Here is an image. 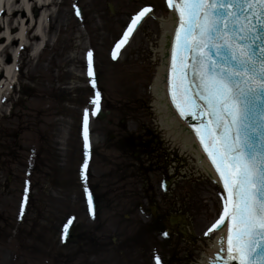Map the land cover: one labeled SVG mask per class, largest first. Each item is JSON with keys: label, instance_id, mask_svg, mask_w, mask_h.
<instances>
[{"label": "rangeland", "instance_id": "374dc122", "mask_svg": "<svg viewBox=\"0 0 264 264\" xmlns=\"http://www.w3.org/2000/svg\"><path fill=\"white\" fill-rule=\"evenodd\" d=\"M44 1L47 6L36 5L30 11L31 20L25 13L16 16L21 20L19 31L17 28L14 32L9 30L15 28L16 18L8 23L4 16L6 24L0 26V36L5 35L8 28L9 35L16 36L21 24L25 28L32 27L31 36L40 19H44L41 23L43 40L29 41L24 52L15 46L16 43L7 50L8 58L15 56V61H7L12 79L7 81L8 87L1 89L0 264H129L131 258L121 257L113 245L135 234L136 227L148 221L145 212L146 217H140L137 207L144 203L143 191L149 189L160 211L175 212L181 205L182 213L190 222L188 228L184 227L187 236L170 235L168 242L176 245V253L168 262L203 264L211 254L216 236H205L202 232L220 211L222 191L198 169L192 155L182 153L180 146L172 142L160 125V113L152 95L162 59L163 24L171 11L162 0H121L120 3L119 0H99V6L93 11L88 9L85 18H79L72 14L73 0ZM33 2L29 0V6ZM143 6H150L153 12L120 53V58L113 60L110 56L113 44L129 17ZM4 46V42L0 43V49ZM89 51L93 53V68L98 77L95 89L86 77ZM97 92L100 93L98 105L105 119L100 121L94 117L91 121L93 159L88 181L103 197L93 218L88 215L85 184L80 177L77 179L76 173L81 160L78 119L83 107L89 111L95 109L90 101ZM67 94L70 97L65 100ZM71 100H75V104ZM120 119L129 123L119 128ZM74 121L76 141L70 131ZM142 129L156 136L167 155L164 160L165 171L170 177L167 191L161 189L162 178L155 174H149L147 182L130 180L128 175L134 171V161L120 156L111 147L127 134L138 136ZM61 138H64L62 143ZM55 140L62 147L59 148L61 153L67 154L74 145L79 162L74 165L69 155L65 156L59 176L52 172L51 177L40 179L37 175L39 149L48 142L55 144ZM32 155L36 157L34 163ZM71 168L73 178L67 175ZM27 171L32 172V176ZM119 172L127 177L123 183H117ZM26 181L28 199L21 217ZM122 197L130 200L127 209L121 207ZM69 219L73 223L72 233L80 230L95 237L100 248L97 254H79L75 239L60 242V234ZM12 226L17 228L14 235ZM190 232L189 243L186 238ZM155 237L163 241L159 234ZM149 251L138 250L143 264H152ZM164 252L160 264L168 259L167 249ZM61 255L65 258L60 259Z\"/></svg>", "mask_w": 264, "mask_h": 264}, {"label": "snow or ice", "instance_id": "6c2138e0", "mask_svg": "<svg viewBox=\"0 0 264 264\" xmlns=\"http://www.w3.org/2000/svg\"><path fill=\"white\" fill-rule=\"evenodd\" d=\"M166 4L175 25L168 38L170 105L192 130L223 188L218 219L204 235L227 231L219 237V250L210 264H264V0H166ZM152 12L146 6L131 17L112 50L113 60ZM76 14L80 16L79 9ZM87 55L92 78L93 53ZM99 97L97 92L90 101L97 105L92 116L99 110ZM82 135L80 177L94 218L87 187L91 147L87 108ZM24 191L21 217L27 181ZM156 260L160 264V258Z\"/></svg>", "mask_w": 264, "mask_h": 264}, {"label": "flooded vegetation", "instance_id": "af4514ba", "mask_svg": "<svg viewBox=\"0 0 264 264\" xmlns=\"http://www.w3.org/2000/svg\"><path fill=\"white\" fill-rule=\"evenodd\" d=\"M85 12L84 15L85 16ZM129 122H126L124 119L119 120V128H124L125 124ZM75 123H73V127L70 129L71 136L74 137V141H76V133H75ZM116 148L118 151H120V156H128L131 160H133L135 166H131L134 168V171L129 172L128 178L131 179H139L147 182L148 175L149 174H155V176H159L162 178L160 186L161 189L165 188V190L168 188V183L166 184V181H169L170 178H168V174L165 171V158L166 153L163 151V148L159 145V142L156 141L153 134L149 131L140 130L138 136H133L131 134H127L123 136V138H119L117 141H115L114 145H112V148ZM129 148V149H128ZM67 156L69 155L68 159L71 160L74 165L75 162H78L77 158V149L74 145H71L70 148L67 150ZM80 155V153H79ZM163 164V165H162ZM61 169H63L64 164H61ZM145 166V168H143ZM61 169H54V174L58 173V176L60 174ZM52 169L47 172L46 176L51 177ZM132 173V174H131ZM73 168L70 170H67V175L73 178ZM126 174H128L126 172ZM52 175V176H53ZM124 173L119 172L116 177H118L117 183H123L125 181ZM60 179V177H59ZM56 183V182H54ZM74 183H72V186ZM122 185V184H121ZM71 186V187H72ZM151 189L143 191V200L144 203L140 204L137 208L140 212V217L144 218L146 217L144 215H147L148 221L143 222V224H139V226L135 229V234H132L131 236L126 237L125 239L122 238L119 240L118 243H115L113 247L115 248L114 251L118 252L121 257L124 259H130L128 261L129 264H143L142 256L139 255L138 250L142 249V251H147L150 249V261L152 264L155 263L154 256L156 257H163L165 254V250L167 249L166 256L170 255V253L175 249V244H171L169 239L171 238L170 235L173 234L176 238L178 236L182 237V234L180 233L179 226L180 224L184 223L182 220V216H185L184 213H182L183 207L179 205L180 209H177L175 212H162L159 210L157 204L155 203V196L152 195L150 192ZM93 194H95L96 202H99V199H101L103 196H99L97 194V190H93ZM123 200V201H122ZM121 207L124 206L126 209L128 205L130 206V200L129 198H121ZM123 204V205H122ZM123 208V207H122ZM180 218V219H179ZM190 222L186 220L185 226L189 227ZM168 230L167 236L164 234ZM76 232V234H75ZM72 234V240L75 239V242H77V247H79V254H90L94 256V253L97 254V250L100 248L97 246V241L95 238H91V235L83 234V232H80V230H75ZM156 234L162 235L163 241L162 246H159V241H157V237H155ZM191 232L189 236L186 238V240L190 243L191 238ZM124 239V240H123ZM98 240V239H97ZM97 243V244H96ZM113 243L111 242L110 245ZM104 247L106 246L105 243L102 244ZM95 247H98L95 249ZM141 252V251H140ZM138 255L139 257H136ZM142 255V253H141Z\"/></svg>", "mask_w": 264, "mask_h": 264}, {"label": "bare ground", "instance_id": "6f19581e", "mask_svg": "<svg viewBox=\"0 0 264 264\" xmlns=\"http://www.w3.org/2000/svg\"><path fill=\"white\" fill-rule=\"evenodd\" d=\"M36 5L38 7L40 5L47 6L48 3L45 2L44 0H34V2L32 4H30V6H29V0H20V2H19V0H0V9H2V11H0V26L3 24L4 25L6 24V23H4V16L6 17V20L8 23H10L11 20L16 18L15 28L13 27L12 29H9V28L8 29L11 32H14L17 28L19 31V25H20L19 23L21 20L17 19L16 16L18 14L25 13V14H27L28 18H30L29 17L30 11H32L33 8L36 7ZM172 15H173L172 12H170L168 21L163 24L164 25L163 26L164 33L166 35L167 42H168V38L171 37L172 32H173V20L171 18ZM30 20H31V18H30ZM43 21H44V19L41 18L39 25L36 28V32L34 34H32L31 36H30V32L32 30V27L25 28V25H22V24L20 26V32L16 36H10L8 29H7L5 35L0 36V43H2V42L5 43V46L0 49V79H2V80H0V105H1L2 100H3V95H2L3 92L1 91V89H2V87L4 88V86L8 87L7 81L8 80L11 81V79H12V72H11V70L8 69V66L6 63H7V61H9V63H14V61H15V56H12L10 59L8 58L7 50L16 43L15 46L18 45L20 47L21 51L24 52L28 48L29 41H31V40L32 41L43 40L44 35L41 32L42 31L41 23ZM134 34L132 35V37L134 36ZM132 37H131V39H132ZM162 42H163V38L161 39V42H160V54L162 57L161 64H160V67L158 68V70L156 72V78L154 79V82L152 85V95L155 98L154 106H155L156 110L159 111L160 117H161L160 118V125L165 130V132L169 135V137L171 136L172 142L175 144H178L180 146L181 152L182 153L187 152L190 155H192V158H194L196 160L198 169L203 170L208 175L210 180L216 184L217 181H216V177L214 175V172L212 171L208 162L202 156L200 149H199V147L195 141V138L191 135V133H185L184 130H180L176 126L177 121L180 119L174 113L173 109L171 108L170 101H169L168 94H167L166 85H165L163 75H162V69H164L165 63L167 61L166 57H163L162 50L168 47V46H163ZM127 45H126V47H127ZM125 48H123V50ZM123 50H121V52ZM119 58H120V56L118 57V59ZM2 76H3V78H2ZM90 164H91V162H90ZM214 181H216V182H214ZM212 234H214L216 236V239H215L214 244L211 248V254L209 255V257L206 258L205 261H203V264H208V262H210L212 257H214L215 254L218 252L219 246L217 244V241L222 234H225V230L223 233L217 231V232H214Z\"/></svg>", "mask_w": 264, "mask_h": 264}, {"label": "water", "instance_id": "95a60500", "mask_svg": "<svg viewBox=\"0 0 264 264\" xmlns=\"http://www.w3.org/2000/svg\"><path fill=\"white\" fill-rule=\"evenodd\" d=\"M121 0H119V3H120ZM164 1V5L165 7L167 8V4H166V0H162ZM75 5V7H74ZM96 6H99V0H73V10H72V14L76 15L77 16V8H82V10H85L87 12L88 9H90L91 11H93ZM175 25H174V22H173V29H174ZM169 42H167V39H166V35L165 33L163 34V42H162V45L163 46H168L169 47ZM168 47L163 49L162 50V54H163V57H166V63H165V67L164 69H162V75H163V79H164V82H165V85H166V89H167V83H166V73H167V70H168V67H167V64H168V57H167V51H168ZM96 80V78L94 79V81ZM189 123H195V121H192L191 119H189ZM176 126L177 128H179L180 130H184L185 133H191L192 135V132L188 129L187 125L184 124L181 119L177 121L176 123ZM193 136V135H192ZM201 152V151H200ZM202 154V152H201ZM203 156V154H202ZM204 157V156H203ZM205 158V157H204ZM206 160V158H205ZM220 211H221V204H220ZM219 211V212H220ZM219 212H218V215H219ZM218 215H215L218 216ZM214 217V218H215ZM209 224V223H208ZM207 224V226H208ZM206 226V227H207ZM206 229V228H205ZM202 233H205V230L204 232ZM226 235V230H225V234ZM213 258V257H212ZM208 264H210V262H208Z\"/></svg>", "mask_w": 264, "mask_h": 264}]
</instances>
